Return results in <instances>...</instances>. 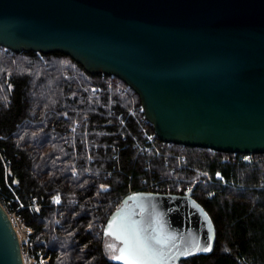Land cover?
I'll return each mask as SVG.
<instances>
[{
	"label": "trees",
	"instance_id": "1",
	"mask_svg": "<svg viewBox=\"0 0 264 264\" xmlns=\"http://www.w3.org/2000/svg\"><path fill=\"white\" fill-rule=\"evenodd\" d=\"M142 123L157 148H146ZM202 173L193 196L216 244L182 264H264V152L245 161L164 142L118 77L91 74L61 52L0 46V200L34 229L36 257L46 248L49 264H115L104 228L125 196L156 187L184 194Z\"/></svg>",
	"mask_w": 264,
	"mask_h": 264
},
{
	"label": "water",
	"instance_id": "2",
	"mask_svg": "<svg viewBox=\"0 0 264 264\" xmlns=\"http://www.w3.org/2000/svg\"><path fill=\"white\" fill-rule=\"evenodd\" d=\"M0 46L61 52L118 77L164 142L264 152V0H0ZM193 194L125 196L104 228L120 243L113 257L123 243L107 234L110 221L164 241L162 264L212 253L216 228ZM0 264H25L1 201Z\"/></svg>",
	"mask_w": 264,
	"mask_h": 264
},
{
	"label": "snow or ice",
	"instance_id": "3",
	"mask_svg": "<svg viewBox=\"0 0 264 264\" xmlns=\"http://www.w3.org/2000/svg\"><path fill=\"white\" fill-rule=\"evenodd\" d=\"M114 223L109 222L107 234L116 235L123 243L119 255L113 257L114 259L122 261L123 264H162L164 253L161 246L164 241L156 236L146 235L144 230L136 226L121 225L119 230L114 229ZM210 250L211 245L203 249Z\"/></svg>",
	"mask_w": 264,
	"mask_h": 264
},
{
	"label": "rangeland",
	"instance_id": "4",
	"mask_svg": "<svg viewBox=\"0 0 264 264\" xmlns=\"http://www.w3.org/2000/svg\"><path fill=\"white\" fill-rule=\"evenodd\" d=\"M205 176H206V174H204V173L198 174V176L196 177V179L194 180L192 185H194L197 181H199V182L201 180L203 181L205 179ZM192 185H190L189 187L191 188ZM181 188H183V187L182 186L179 187L180 190H181ZM184 188H186V187H184ZM57 200H58V202H57ZM60 201L61 200H60L59 197H57L55 199V203L56 204H59ZM12 212H14V211H12ZM8 213H11V212H8ZM18 214H19V212L16 213L15 215H12V218L15 220V226L19 227V231L22 234V236L24 237L25 230L23 229L19 219H17V217H16V216H18ZM25 223H26V221H25ZM107 243H108V247H109L110 253H111L112 257H113L117 253V250L119 248L120 243L117 242L115 239H113L111 237L107 238ZM21 246H22V254H23V257H24V263L25 264H49V257L46 256V253H47V249L46 248L39 249V253H40V257L39 258L32 254V252H31V248L33 247L32 237H31L30 240H27V241L25 239H23Z\"/></svg>",
	"mask_w": 264,
	"mask_h": 264
},
{
	"label": "built area",
	"instance_id": "5",
	"mask_svg": "<svg viewBox=\"0 0 264 264\" xmlns=\"http://www.w3.org/2000/svg\"><path fill=\"white\" fill-rule=\"evenodd\" d=\"M8 77H10V76H8ZM142 109H143V108H142ZM136 112H137V108H136L135 106L132 107L131 110H130V113L133 114V115H135ZM142 124H143V126H142V129H143V136H144V138L147 140V143H148V145H147L146 148H149V149H150V148H157V146H156V142H155V135L149 133L148 130H147V127H145L144 123H142ZM141 148H142V147H141ZM253 155H254L253 153H243V154H242V158H243L245 161H251L252 158H253ZM198 182H199V181H197L195 184H197ZM195 184L192 185V187H194ZM192 187H191V188H192ZM191 188L189 187L188 190H190ZM148 191H151V192H159V193H169V192H167L165 189H161V188H159V187H156V188H150ZM0 201H1V200H0ZM16 213H18V211H14V212L9 213V216L11 217L12 222L14 223V226H15V220L12 218V215H15ZM16 217H17V219H19V221L21 222V225H22L23 229L25 230L24 237H23L22 234H21L20 231H19V227H18V226H17V227L15 226V228H16V230H17V233H18V236H19V239H20V243L22 244V240H23V239H25L26 241L31 239V237H32L33 234H34V229H33L31 226H29V225H27V224L25 223V219H24V217H23L20 213H19L18 216H16ZM23 258H24V257H23Z\"/></svg>",
	"mask_w": 264,
	"mask_h": 264
}]
</instances>
